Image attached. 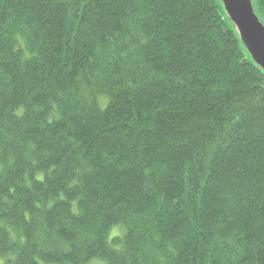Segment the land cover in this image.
I'll return each instance as SVG.
<instances>
[{
    "label": "trees",
    "instance_id": "trees-1",
    "mask_svg": "<svg viewBox=\"0 0 264 264\" xmlns=\"http://www.w3.org/2000/svg\"><path fill=\"white\" fill-rule=\"evenodd\" d=\"M0 259L264 264V71L221 0H0Z\"/></svg>",
    "mask_w": 264,
    "mask_h": 264
},
{
    "label": "water",
    "instance_id": "water-1",
    "mask_svg": "<svg viewBox=\"0 0 264 264\" xmlns=\"http://www.w3.org/2000/svg\"><path fill=\"white\" fill-rule=\"evenodd\" d=\"M243 45L264 71V25L254 13L251 0H221Z\"/></svg>",
    "mask_w": 264,
    "mask_h": 264
},
{
    "label": "rangeland",
    "instance_id": "rangeland-1",
    "mask_svg": "<svg viewBox=\"0 0 264 264\" xmlns=\"http://www.w3.org/2000/svg\"><path fill=\"white\" fill-rule=\"evenodd\" d=\"M119 231V227L118 226H115L114 228H113V230L111 231V235H113V234H116L117 232ZM94 260H97V261H100L101 262V264H103L104 262H102V260L101 259H94ZM92 262L93 261H91L90 263H88V264H92ZM40 264H44V263H40Z\"/></svg>",
    "mask_w": 264,
    "mask_h": 264
},
{
    "label": "clouds",
    "instance_id": "clouds-1",
    "mask_svg": "<svg viewBox=\"0 0 264 264\" xmlns=\"http://www.w3.org/2000/svg\"><path fill=\"white\" fill-rule=\"evenodd\" d=\"M0 264H4V260L3 259H0ZM92 264H101V262L97 261V260H93Z\"/></svg>",
    "mask_w": 264,
    "mask_h": 264
}]
</instances>
